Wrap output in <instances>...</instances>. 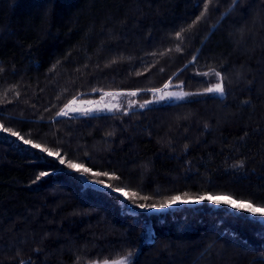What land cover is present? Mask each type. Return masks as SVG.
<instances>
[{
  "label": "trees",
  "instance_id": "16d2710c",
  "mask_svg": "<svg viewBox=\"0 0 264 264\" xmlns=\"http://www.w3.org/2000/svg\"><path fill=\"white\" fill-rule=\"evenodd\" d=\"M131 92L154 103L57 115ZM0 125V264H264V221L215 202L264 210V0H0ZM183 193L211 199L139 206Z\"/></svg>",
  "mask_w": 264,
  "mask_h": 264
},
{
  "label": "snow or ice",
  "instance_id": "6c2138e0",
  "mask_svg": "<svg viewBox=\"0 0 264 264\" xmlns=\"http://www.w3.org/2000/svg\"><path fill=\"white\" fill-rule=\"evenodd\" d=\"M205 10H207V5H205ZM203 15V14H202ZM199 19V17L197 18ZM195 23V22H194ZM176 36L178 39L181 38V33L178 32L176 33ZM177 51H180L179 47H177ZM196 58L193 57V60H195ZM210 73H203V75L207 76L209 75ZM211 74L214 75L216 78H217V83H214L212 84L210 87H207L203 90V93H215V94H219L221 97L224 96L225 94V87H224V82H223V76L221 75L220 72L212 69L211 70ZM171 84V81H169V83L165 84L164 85V89H167L169 87V85ZM164 89H156L155 91L156 92H159L160 93V98L161 99H164V98H168V97H176L177 99H183L184 97L190 95V93L188 92H166ZM129 95H132V96H135L136 93L135 92H131L129 93ZM75 100H70L67 104L64 105V108L61 109L57 115H68L69 112H81L83 113L84 115H88L90 112L92 111H102L104 110L105 108H107V110L111 111L113 109V107H115L114 105H104L102 107H96V108H93V107H77V106H74L75 105ZM89 104H91V102H88ZM145 105L144 104H141L140 107H144ZM0 127H3L2 125H0ZM4 131H11L10 129H7V128H4ZM13 135H18V133H15L13 132L12 133ZM20 139L24 140L23 137H20ZM24 143L25 144H32V141L30 140H24ZM34 147L36 148H40L41 146L39 144H34L33 145ZM45 151H48V154L49 155H53V152H51L50 150L48 149H44ZM56 155H59L58 153H56ZM60 163H64V160L61 159L60 160ZM68 167L70 168H73V169H76V170H81L83 169V171L85 173H88V172H91V169L90 168H84L83 165H77L75 163H72V162H69L68 164ZM44 175H47V173H40V176H44ZM96 175H103V176H108L109 173L107 172H103V173H97ZM39 178V177H38ZM99 183H103V181H98ZM122 191V189L120 190ZM133 196H135L136 194L133 193L132 194ZM183 196L185 197V199L187 200L188 199V196L189 194L188 193H183ZM205 198L207 199H211V196H205V195H201L199 197L200 200H204ZM141 199L143 200H148L150 199V197L148 196H144V197H141ZM180 197L179 196H171V197H168L166 198L165 200L161 201V203L159 205H156V204H151V205H148V204H141L139 205L140 207L144 208V207H147V208H156V207H166L168 205L169 202H172L174 203L175 201L179 200ZM216 203H220V201H215ZM224 203H228V204H231V207L233 208H239V209H243L249 213H257L258 209L256 207H254L251 202L249 201L247 204H245L243 201H241L240 204H235V203H232L231 201V198H229V200L227 201H224ZM259 214L261 216H264V210H260ZM132 256V253L129 252L127 256L117 260V261H112V262H109L107 260H105L103 262V264H130V258Z\"/></svg>",
  "mask_w": 264,
  "mask_h": 264
},
{
  "label": "rangeland",
  "instance_id": "374dc122",
  "mask_svg": "<svg viewBox=\"0 0 264 264\" xmlns=\"http://www.w3.org/2000/svg\"><path fill=\"white\" fill-rule=\"evenodd\" d=\"M166 92H185V91H181V90H175V91H166ZM191 97V94L184 97L183 99H177L176 97H168V98H164V99H161L159 98L158 101L160 102H163V101H167V102H181V101H186L188 100L189 98ZM75 105L74 106H77V107H93V108H96V107H102L104 105H114L115 107H113V109L111 111L107 110V108H105L104 110L102 111H92L90 112L88 115H93V114H106V113H115V112H118V111H122V110H129V109H133V108H136V107H139V108H144V107H147L149 105H152L154 102L151 101L149 103H137L136 100L134 99V96L132 95H129V94H123L122 93H108L107 95L103 96L101 99L99 100H90V101H81V100H75ZM88 102H91V104H89ZM141 104H144L145 106L144 107H140ZM63 117H70V116H86L84 115L83 113L81 112H69L68 115H62ZM81 177L83 178L84 182L87 184V185H91L93 187H96L97 189H110L107 185L105 184H101L99 182H96V181H91L89 180V178L82 174ZM114 194L118 195L119 197H121L123 200L126 201V199H128L129 195H128V192L124 189H122V191L116 189V190H113ZM218 201H220V203H224V201H227L226 198H223V197H220V198H217ZM203 201L200 200V199H189V200H177L175 201L174 203L170 204L169 206H166V207H159V208H147V209H143V210H146V212L148 214H155V215H161V214H164L168 211H171V210H174V209H177V208H181L185 205H189V206H195V204H199V203H202ZM235 204H239V203H235ZM258 211L257 213H255L254 215L255 216H258L260 217L259 220L261 221H264V217H262L259 212L260 210H263L262 208H257ZM114 261H117V260H114ZM109 262H112V261H109ZM94 264H103L102 263H94Z\"/></svg>",
  "mask_w": 264,
  "mask_h": 264
}]
</instances>
